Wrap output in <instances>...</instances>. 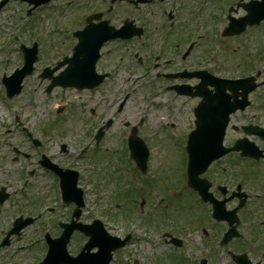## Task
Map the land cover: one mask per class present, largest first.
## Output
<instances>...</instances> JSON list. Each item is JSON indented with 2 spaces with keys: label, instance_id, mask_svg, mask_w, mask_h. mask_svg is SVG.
Here are the masks:
<instances>
[{
  "label": "rangeland",
  "instance_id": "rangeland-1",
  "mask_svg": "<svg viewBox=\"0 0 264 264\" xmlns=\"http://www.w3.org/2000/svg\"><path fill=\"white\" fill-rule=\"evenodd\" d=\"M68 1L71 0H56L52 4L51 9H38V12H35L34 21L31 25H28L26 29L23 28L21 32H19V29L23 27V22L26 21L24 18L28 6L26 4H21L19 0H11V2L0 11V49H2V46L7 42V46L1 53L0 57V74L2 73V70H4L5 73H10L21 67L22 56L19 51L20 46L22 44L31 46V39L33 37L38 38L42 42L44 55V59L40 62V66L42 67L54 65L56 60H60L63 56L71 54L72 46L69 41H66L65 36L70 30L77 26L79 8L77 6L78 1H76V4L66 11L67 7L65 6V3ZM11 18H13V20ZM13 32L15 33V36H20V41L15 40L14 38L12 39L11 35ZM131 47L132 46H130V48ZM232 49L233 48H228V54L232 53ZM123 50L134 54L135 47L130 51H128L129 48H124ZM127 52L125 54L126 60L122 63L123 66L119 70L117 80L115 82H112L113 80L109 81L104 87L98 90V92L84 91L79 95L73 91L55 90L52 95L48 96L45 93L47 83L41 84L38 78V73H36L30 78L27 88L15 100V102L20 104L23 109L21 115L27 117L28 123L31 126L35 124L42 132L43 129L47 128L50 118L49 131L53 133L54 137L67 134V140H73L76 143V147L79 145L83 147L84 144L87 143L92 130L98 126L99 117L105 116L108 113V109L110 108L109 102L112 101V97L108 98V95L110 94L112 96L113 92H117L116 100L119 101L123 93L130 92L131 98L127 105V112L125 116L121 118V121L124 120V118L130 120L129 117H133L130 121L132 125H137L140 119L144 118L146 123L143 134L154 144H151L152 146L149 147L153 151V157L150 161V164L153 162V168L149 173L151 185L148 187L147 194L144 196V198L150 203L147 202L143 210L140 208L142 197L135 198L133 204H127L125 201H121V204L118 202L120 197H123L124 193L130 189V187H127L123 181L117 179L118 169V176L122 175L128 178L130 186H133V180L135 178H141L140 174L133 167L127 165V156L124 153L123 148L119 147V145L123 143L122 136L125 134L122 123L108 131L105 139L101 142L102 147L99 148V150L102 149L101 151L111 152V156L102 152H88V154H91L90 156L95 157L94 160L90 156L81 157L77 153L75 156H71L72 153L62 156L58 153L60 145L56 143V139H53L50 144L51 152L55 155L57 153L59 154V157L56 155L58 161H67L66 163H68V161L74 162V160H76L75 163L81 162L83 164V168L86 172L93 173L90 180L91 204L96 207V211L103 213L104 216H107L110 222L116 225L111 228L112 230L123 235V232H125L127 228L120 222V220L126 218L131 222L133 220L134 216L128 214L123 206L131 208L133 205L134 211L137 210L143 212L145 216L142 218V223L151 231V237L157 241V248L147 250L145 248V243L142 244V242H139L142 238L140 230L136 228V226L130 225L132 226L131 231L136 235H134L136 239L134 240V243L129 246L126 252V259L130 258L131 253L133 255L132 258L138 256L144 264H190L188 253L185 250L175 248L169 249L166 244L164 245V240L161 238V234L158 233V228H171L173 222L174 226L177 222L176 230L178 226L186 229L189 227L193 228L194 225L196 226L198 217L203 219V224L199 228V231L204 232L209 229L206 220V213L202 207L196 205L191 212L189 210L185 211L177 208V214H173L174 204L161 196L162 193H165L166 188L163 186L161 193L158 190L161 180H169L170 178H173L178 183L181 176L184 174L183 167L187 162L185 144L179 141L167 144V140L165 139L168 138L163 135L162 129L165 124L170 121L178 123L182 128L181 131L188 129L191 124L189 110L190 103H188L189 101L183 102L181 100H176L172 98L171 95H168L164 90L165 83L155 79L157 71H151L149 78L146 81L136 80L135 77L143 75L142 73L146 66H141L133 60H129ZM199 55L200 51H197L193 55L194 61L192 64L194 68H198L197 62L200 61L198 58ZM6 57L7 62L4 63L3 61ZM109 57L111 58L110 62H108V65L105 63L103 69L112 68L113 65L120 60L119 58L116 60L118 56L117 51L115 52V50L112 51V54ZM182 67L183 66L180 68ZM173 68L178 69L176 65H174ZM227 71L233 75H239L241 73L236 67L230 68ZM1 85L2 76H0V86ZM0 95H2V91H0ZM2 102L3 101L0 98V111H2L0 114V144L2 146H0V184L3 182L4 184H8V179H10V182L14 183L16 178L22 177L20 172L28 168L26 165L27 161L24 159H19L20 161L17 163L14 162V155H12L11 151L12 145H18L20 146V150L26 152H32V149L23 142L17 132H12L6 137L3 136L4 127L12 128V120L11 113H8L3 109ZM64 105L68 106L65 108V113L62 115L61 122V119L56 116L58 109ZM93 110L95 111L94 115L92 114ZM81 113L84 116H82ZM74 119H76L77 122ZM60 125L62 130L59 129ZM57 131H59L58 133L60 134H56ZM187 132L188 130L184 133L176 130L174 131L172 138L176 140L181 139L182 137H187ZM6 142L12 144L8 145ZM55 148H57V151H55ZM115 163L117 164L116 166ZM99 185L103 188V195L101 198H99L94 192V189H97ZM166 186H172L171 182ZM139 190L140 187L138 191ZM182 192V190L174 191L175 197L178 198V195ZM32 194L33 192L30 191L29 196ZM16 198L18 199L17 201H11L6 208L0 209V216L2 214H7L6 216L2 215L3 221L0 220V242L11 229L8 217L10 215L13 217L17 214L16 209L18 201L20 200L19 196ZM99 200H101L100 203L98 202ZM159 200H162L165 203H162V201ZM51 201H54L53 195ZM165 204L170 208L165 210ZM251 211L253 215L264 213V202L254 203ZM56 214H64V210L57 211ZM156 214L159 216H153ZM172 215L177 218L176 221ZM256 218H258L257 220L260 219L258 216ZM262 218L264 219V216ZM84 219L86 221H83L87 223V220H90V216L87 215ZM192 223H194V225ZM36 230H38V232H35ZM41 230L42 228L38 227L26 230L21 237H16L14 239L12 245H24L26 242L34 240V238L41 234ZM193 230H195V228L192 229V231ZM260 232L257 239L251 244V247H254L255 250H261L264 247V227H261ZM165 233L167 234V232ZM76 237L77 238L72 242L73 244L70 245L71 253L73 254L77 253L79 247L85 242V240L81 239L79 236ZM184 237L185 247L189 249L192 256L203 252H206L207 254L209 253L207 251L208 241L200 242L197 239V233H192L189 230ZM209 244L213 245V241H210ZM11 247L0 251V264H13L14 262L29 264L37 261L36 252L14 253V247L12 250ZM159 247H161V249H159ZM213 251H215L213 253L214 258H217L216 263L230 264V260L220 247L218 248L216 245ZM129 260L130 259L127 261ZM114 264H119L118 260Z\"/></svg>",
  "mask_w": 264,
  "mask_h": 264
},
{
  "label": "flooded vegetation",
  "instance_id": "flooded-vegetation-1",
  "mask_svg": "<svg viewBox=\"0 0 264 264\" xmlns=\"http://www.w3.org/2000/svg\"><path fill=\"white\" fill-rule=\"evenodd\" d=\"M78 8L80 17L76 32H82L92 19L91 23L94 25L103 23L115 29L126 28L133 35L130 40L118 39L106 43L103 52L107 45L112 44L117 48L115 52L117 51L119 56L121 52L126 54L124 48L135 45L144 52V58L137 57L141 65H150L152 61L148 59L152 58L154 52L157 53L155 68L170 69L175 64L177 70L170 69L169 72L157 76L159 80L172 83L166 90L175 98L180 97L170 89L178 85H188L195 95L198 92L196 88L200 85V79L195 74L201 72H209L220 81L254 79V82L243 84L238 92L230 89L227 91L229 104L236 109L230 116L224 138V146L228 153L214 162L200 178L202 181L200 186L205 190V200L203 201L198 192L188 185L187 177H183L177 184V189L181 187L186 189L192 204L205 210L206 220L215 230L216 239L223 237L230 221L235 226L237 218L239 220L237 233L240 238L241 227L252 220L253 204L264 202V135L260 131L264 130V91H260L264 89V72L254 71V68L264 67V0H79ZM74 33H71V38L77 44L80 38L73 39ZM228 48H233L231 54H228ZM197 51H200L198 70L191 69L194 68L193 55ZM121 59L124 60L125 57L121 56ZM108 62L110 60L103 58L99 61L102 66ZM181 66L183 67L180 68ZM233 67L241 73L233 75L227 71ZM210 85L201 88L207 96L204 104L208 106L212 105L208 96L215 93L216 89L222 88ZM245 95L247 98H244ZM183 99L192 101L191 116L195 124V110L203 99L198 96ZM126 104L125 101L124 106L120 104L116 108V103H113L110 115L113 116V126L118 121V124L122 123V126L128 129L126 142L128 143L133 128L136 126L143 128L146 120L141 118L137 125H131L130 120L133 117L121 121L127 112ZM211 112L212 109L209 114ZM208 120L219 122L220 117L208 115ZM207 128L212 129L211 124ZM140 133L139 129L138 134ZM207 135L208 138L200 141V145L210 146L214 143L211 139L212 134ZM171 142L166 141L167 144ZM238 148L241 149L237 150ZM256 148L259 156H250L249 154L255 153ZM65 152L67 149H63V153ZM50 163L58 168H68L53 161ZM50 163L45 165L50 167L52 166ZM39 164L41 165L40 162ZM41 171L42 176H37V170L28 173L29 190L33 194L43 196L48 190L54 192L51 183L59 186L60 179L46 168ZM143 184L146 185L148 182L143 181ZM16 186V183H9L5 188L13 190ZM2 188L0 186V190ZM35 202L37 207L44 208V201ZM241 205L243 208L239 209ZM217 206H222L231 213L230 220L218 223L213 219V212ZM64 207L66 213L63 219L62 217L54 221L52 217L48 219L50 225L55 224L56 229H59V233L56 232L57 235L53 236L54 239L62 234L61 224L68 222L67 205ZM236 210L237 218L236 214H232ZM53 211L51 209V212ZM222 224L226 228L223 235L219 227ZM239 250L234 253L245 256L243 264H262L264 260L262 254L246 251L244 246Z\"/></svg>",
  "mask_w": 264,
  "mask_h": 264
},
{
  "label": "water",
  "instance_id": "water-1",
  "mask_svg": "<svg viewBox=\"0 0 264 264\" xmlns=\"http://www.w3.org/2000/svg\"><path fill=\"white\" fill-rule=\"evenodd\" d=\"M59 84H61L62 86H73V87H78V88H83V87L88 86L87 82H85L84 80H82L80 78H76V77H72L71 80L69 78L65 79L64 81H62V83L59 82ZM190 149L194 150V147L192 146ZM197 150H200V148H197ZM210 150H212V149L210 148ZM202 154L203 153L201 152V156H202ZM211 154H212V151H211ZM49 264H52V262H50Z\"/></svg>",
  "mask_w": 264,
  "mask_h": 264
},
{
  "label": "bare ground",
  "instance_id": "bare-ground-1",
  "mask_svg": "<svg viewBox=\"0 0 264 264\" xmlns=\"http://www.w3.org/2000/svg\"><path fill=\"white\" fill-rule=\"evenodd\" d=\"M2 113V111H0V114Z\"/></svg>",
  "mask_w": 264,
  "mask_h": 264
}]
</instances>
